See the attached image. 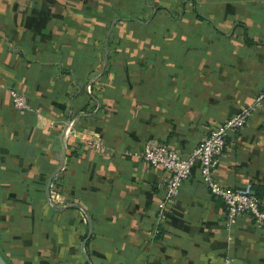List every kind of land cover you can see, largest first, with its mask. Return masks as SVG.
I'll return each mask as SVG.
<instances>
[{
	"label": "crops",
	"instance_id": "1",
	"mask_svg": "<svg viewBox=\"0 0 264 264\" xmlns=\"http://www.w3.org/2000/svg\"><path fill=\"white\" fill-rule=\"evenodd\" d=\"M246 109L215 180L264 208V0H0V256L264 264V228L227 226L197 167L158 221L166 174L141 159Z\"/></svg>",
	"mask_w": 264,
	"mask_h": 264
},
{
	"label": "built area",
	"instance_id": "2",
	"mask_svg": "<svg viewBox=\"0 0 264 264\" xmlns=\"http://www.w3.org/2000/svg\"><path fill=\"white\" fill-rule=\"evenodd\" d=\"M90 91V87H87ZM12 104L19 110H26L25 99L16 91L11 92ZM250 115L248 109L232 118L219 128L202 139L198 145L184 154L180 149H175L165 143H146L142 149L141 159L149 167L162 170L166 174L163 185V196L156 205L157 220L168 216L167 207L176 198L183 182L190 179L194 168L200 172V180L209 190L213 199L219 200L224 205L225 223L233 226L240 219L246 218L254 227L264 228V208L260 199L254 196L248 189H234L219 184L215 180V172L220 157L226 150L227 137L236 132ZM223 264H231L229 258L223 260Z\"/></svg>",
	"mask_w": 264,
	"mask_h": 264
},
{
	"label": "water",
	"instance_id": "3",
	"mask_svg": "<svg viewBox=\"0 0 264 264\" xmlns=\"http://www.w3.org/2000/svg\"><path fill=\"white\" fill-rule=\"evenodd\" d=\"M0 264H7V263L5 262V260L3 259V257H1V256H0Z\"/></svg>",
	"mask_w": 264,
	"mask_h": 264
}]
</instances>
